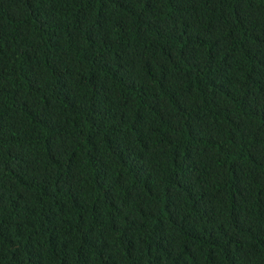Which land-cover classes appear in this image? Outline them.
I'll list each match as a JSON object with an SVG mask.
<instances>
[{"label":"trees","instance_id":"trees-1","mask_svg":"<svg viewBox=\"0 0 264 264\" xmlns=\"http://www.w3.org/2000/svg\"><path fill=\"white\" fill-rule=\"evenodd\" d=\"M0 264H264V0H0Z\"/></svg>","mask_w":264,"mask_h":264}]
</instances>
